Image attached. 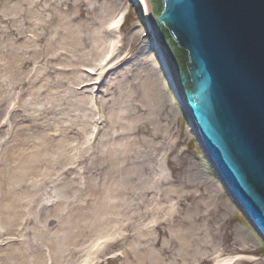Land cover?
Listing matches in <instances>:
<instances>
[{"label":"rangeland","instance_id":"1","mask_svg":"<svg viewBox=\"0 0 264 264\" xmlns=\"http://www.w3.org/2000/svg\"><path fill=\"white\" fill-rule=\"evenodd\" d=\"M14 7L21 10L15 16L9 12ZM0 8L11 15L0 17V148L7 145L6 134L11 140L15 133L14 123H1L11 96L18 99L13 115L23 126L37 123L46 132L55 130L52 112H59L60 126L69 125L71 119L74 122L73 129L62 134L50 132L54 140L41 153L46 162L18 187L23 193L18 203L35 208L49 204L46 226L55 231L71 212L76 220L81 205L95 202L105 186L108 199L113 192L108 207L116 211L107 218L112 222L107 231L94 233L90 217L81 215L82 223L66 228L58 243L54 237L60 252L72 248L76 233H82L76 245L79 249L69 250L63 262L122 264L124 253L131 255L136 250L150 258L151 252L156 254L157 264H214L218 258H233L234 264H264L257 234L238 215L179 109L146 36L139 0H0ZM129 9L124 27L111 30V24ZM93 26L106 38L99 54L88 38L93 37ZM18 33L24 37L21 41ZM37 33L44 42L36 41ZM49 47L46 60L43 51ZM5 56L14 59L6 62ZM110 59L113 62L102 72V62ZM90 67L93 75L87 72ZM101 75L102 82L108 80L109 91L101 84L94 92L88 89ZM73 77L78 78L74 81ZM75 94L89 95L85 113L91 111L92 122L88 119V126L75 117L80 109L70 105ZM91 100L97 103L98 112H92ZM60 139L66 142L64 150H51ZM5 164L0 163L1 170ZM18 165L15 161V175L25 178L15 180L27 181L31 174L20 171ZM66 182L71 188L55 191ZM8 187L18 191L10 181L0 179L1 208L7 204ZM66 191L71 193L66 195ZM25 214L9 225L0 210V255L10 247L27 249L28 241L45 254L48 264H54L49 257L50 253L55 257L53 246L50 249L48 243L36 241L35 228L43 227L36 221L37 212Z\"/></svg>","mask_w":264,"mask_h":264},{"label":"water","instance_id":"2","mask_svg":"<svg viewBox=\"0 0 264 264\" xmlns=\"http://www.w3.org/2000/svg\"><path fill=\"white\" fill-rule=\"evenodd\" d=\"M146 1L201 146L264 238V0Z\"/></svg>","mask_w":264,"mask_h":264},{"label":"bare ground","instance_id":"3","mask_svg":"<svg viewBox=\"0 0 264 264\" xmlns=\"http://www.w3.org/2000/svg\"><path fill=\"white\" fill-rule=\"evenodd\" d=\"M145 6V13H146V17L148 22L151 23L150 21V16H149V11H148V6H147V1L146 0H142ZM17 7L11 8L10 9V13L17 15L18 13H20L21 10L18 11ZM17 13V14H16ZM22 13V12H21ZM83 15V14H81ZM80 15V16H81ZM124 15H121L120 18L115 22H113L111 24V30H114V32H117L118 29L120 28V23L121 21L124 20ZM11 16L7 9H2L0 8V17H9ZM13 17V16H12ZM66 25V24H65ZM94 28V29H93ZM92 36H88V38L91 40L92 43H95V50L96 52L101 51L102 47H105L106 45V38L104 36H102L99 32V30L97 28H95V26L92 27ZM65 31L69 32V28L65 26ZM68 34H71L70 32ZM67 34V35H68ZM155 32L151 35L153 38H155V41H157V44L159 45V50H161V55L163 58V62L167 67V73L170 74L174 80V83L178 85V82L175 78L174 75V71L171 67L170 62L168 61L167 55L165 50L163 49V47L160 44V41L158 39V37L155 36ZM17 40H20L23 37V35L21 33L16 34ZM89 35V34H88ZM36 36V41H43L44 39H41L38 35V33L35 35ZM54 38H57V32H54ZM157 38V39H156ZM75 39L78 40L79 42H81V37L78 39L77 36H75ZM14 38H10V41L13 42ZM87 39H84L83 42H86ZM44 42V41H43ZM66 43V42H64ZM68 44V43H67ZM77 44V43H76ZM115 44V42L113 43ZM119 44V43H117ZM25 44H23L24 46ZM14 48L17 50L18 47L14 46ZM51 47L45 49L43 51V53L47 52V56H46V60H49V55L51 53L50 50ZM72 50L76 51L75 48H72ZM100 52H98L99 54ZM54 55V54H53ZM5 60L6 62H10L11 59H14V57L11 56H5ZM16 61V60H15ZM13 62V67H14V63ZM104 60L101 64V71L104 72V69L106 67H108L112 62L113 59H110L108 61ZM95 66V65H94ZM92 66V67H94ZM92 67H90V70L93 71ZM90 70H87L88 73H92ZM94 72V71H93ZM110 72V71H109ZM108 72V73H109ZM10 71L8 70V75H10ZM166 73V75H167ZM13 76V73H11ZM103 75V73H102ZM102 75L98 78L96 76V78L99 81H94L92 82L91 86L88 87V89H91L94 91L97 90L96 86H99L100 84L102 85L101 87H103V90H105L106 92L109 91V89L107 88L106 83H109L108 80L106 83L102 82L103 80ZM78 78V77H76ZM75 77H73V80H76ZM92 80V78H90ZM73 81V82H74ZM97 84V85H94ZM99 88V87H98ZM179 88V87H178ZM110 90L113 91L112 86L110 87ZM103 93V92H102ZM179 93L181 94L180 90ZM182 96V94H181ZM2 97V96H1ZM10 97V96H9ZM95 95L92 99H95ZM10 104L8 105V109L6 110V112L4 113V116L2 118L1 123L2 124H10L11 122L14 123L16 125V132L15 135L13 137V142L9 145L8 147V151H2L0 153V160L2 161L1 164H3V161L6 162L7 164L2 166V170L0 169V173H2L0 179H6V181H10V184L15 186L14 189L18 190V191H13L11 190L10 187L7 188V204L4 205L3 211L6 215L8 224H13L15 221L19 220L20 217L26 213H33V212H37L36 215V221L40 222V224H42V228H35V237H36V241L38 244H41L43 242L48 243L50 245V249L54 248V255H51L50 253V258L52 259L54 264H66V261L64 258L68 257L70 255L69 250H71V252H73L74 250H78L79 248H77V242L78 239L82 236V233H76L77 239L75 240V242L72 240L73 242V246L72 248H67L64 250H61L60 252L58 251L59 247L58 245H56V243L54 242V237L56 242L58 243V238L60 237V235L64 234V230L66 228H70L73 227L75 228L78 224H81L82 221H80V217L81 215H85L90 217V222L89 224L91 225L94 233H99V234H103L104 231H107L110 228V223L112 222H108L107 218L110 217V215H114L111 214L112 212L116 211V208L114 207L115 210H112V207H108L109 202H111V198L113 197V192L111 191V196L108 199L109 195H107V186H105V190L102 191L101 196H96V201L92 202V204L90 205V202L87 201L86 204H82L80 209L78 210L79 215L77 216L76 220L73 218V212L70 213L69 216H67V219L65 221H61V223L59 222L58 224V229L54 230H50L49 227L46 226L47 221L49 220V216L47 215V208L49 206V204H47L45 207H41L39 206V204L35 206H25L22 204L18 203V198L23 196L22 192H19L18 187L22 184H25L27 182H29L31 176L33 174H35L36 172H38L41 168V165L44 164L46 162L45 160V156L44 154H41L44 152V148L46 147V149H49V147L51 146L54 138V134H50V132H54L56 130V132H60L61 134L63 133V131L65 129H73V123L71 120H69L70 124L64 126H60L57 123V117L59 112H52V114L54 115L52 121L54 120V122L56 123V129L55 130H49V132H46V129L35 123V124H30L27 126H23L19 123L20 119L18 116H14L13 113L16 111L15 110V106L18 103V99L17 97L14 98L13 96H11V98L9 99ZM71 106L73 107H78L80 109L79 113L80 115H77L75 117H78L81 121V125L82 126H88V119H90V123L92 122V114L89 112L87 115L85 113V109H89V95L88 98L87 97H79L77 94H75V98H73L71 100ZM25 109L27 107H24ZM91 110L92 112H98V105L95 101L91 100ZM187 108V107H186ZM30 111V109H28ZM53 109H51L50 111H52ZM37 116V115H36ZM89 117V118H88ZM74 121V120H73ZM53 122V123H54ZM115 123V120H114ZM81 126V127H82ZM84 128V127H83ZM44 129V130H42ZM48 134L50 135V137H48ZM12 146V148H10ZM38 145L40 146V148L38 149ZM66 146V142L63 140H58V142L51 147V150L55 151H63L64 147ZM124 146V145H122ZM105 147V146H104ZM110 147H113L110 146ZM31 149H33L32 151H30ZM106 149V147H105ZM16 162H20V165H18V168H20V171H27L28 174H31L29 177H27V181H16L14 177L16 178H21L24 179L25 177L21 176V177H17V175H15L16 173L14 172V164ZM32 172H35L32 174ZM18 173V172H17ZM93 184V183H92ZM94 185V184H93ZM61 188H56L55 191H59L62 189H69L71 188V186L66 182L64 184L61 185ZM93 189H95V186L93 187ZM93 191L90 190V193H92ZM70 191H66V195L70 194ZM76 193V192H75ZM81 193V192H80ZM50 195V193H47L46 196L48 197ZM24 198V197H23ZM12 199V203L10 202ZM22 199V198H21ZM21 201V200H20ZM82 202V201H80ZM65 206V205H64ZM2 208L0 207V210H2ZM65 208V207H64ZM58 212V211H57ZM25 214V215H26ZM60 214V213H59ZM24 216V215H23ZM54 216L56 217H61L60 219H62L61 214L57 216V214L55 213ZM74 221V222H73ZM73 223V224H72ZM59 234V235H58ZM66 236V235H64ZM102 242V240H100V243ZM23 244V243H22ZM27 244V249H23L22 246H20L19 248L17 247H10L7 251L2 252V254L0 255V264H48L47 263V258L45 257V254L42 255L41 251H37V247L35 245H33L32 243H29L28 241H26ZM53 244V245H52ZM102 245H104L102 243ZM79 246V245H78ZM90 248V246L86 247V251ZM132 248V246H131ZM133 249V248H132ZM38 253V254H37ZM152 255V258H150L149 254H147L146 252H140V251H136L133 250L132 251V256L130 254H126L125 255V259L124 262H122V264H157L159 261L156 258V254L154 253H150ZM31 255L33 256L31 259ZM149 259L151 261H149ZM146 260H148V262H146ZM234 259L233 258H218L214 264H234L233 263Z\"/></svg>","mask_w":264,"mask_h":264}]
</instances>
